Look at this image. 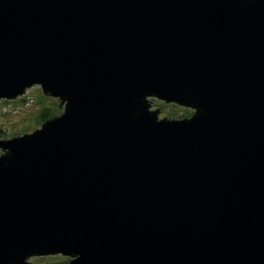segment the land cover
Instances as JSON below:
<instances>
[{
	"label": "water",
	"instance_id": "obj_1",
	"mask_svg": "<svg viewBox=\"0 0 264 264\" xmlns=\"http://www.w3.org/2000/svg\"><path fill=\"white\" fill-rule=\"evenodd\" d=\"M33 82L69 108L0 145V264H264V0H0Z\"/></svg>",
	"mask_w": 264,
	"mask_h": 264
},
{
	"label": "clouds",
	"instance_id": "obj_2",
	"mask_svg": "<svg viewBox=\"0 0 264 264\" xmlns=\"http://www.w3.org/2000/svg\"><path fill=\"white\" fill-rule=\"evenodd\" d=\"M258 0H242V3H257ZM43 86L40 82H33L29 85H25L21 91L17 92L13 96H0V145L7 144L8 141L21 140L16 138H31L33 133L41 132L40 123H34L32 117L34 114L35 100L39 103L40 107H44V99L36 94L41 93ZM43 90H46L43 86ZM49 93L48 101L49 105L53 106V114L57 117L65 116L69 108V101L61 96L54 95L51 89L46 90ZM151 99V98H149ZM154 108L149 109V112L154 111ZM188 118L196 116L197 114H203L202 111H198L194 108L183 109ZM59 120L55 119L54 121ZM157 123L159 119L157 117ZM44 129V128H43ZM13 152L11 149L0 146V162L3 167H7V162L13 159ZM54 259L58 264H67L69 260L76 261L80 259L78 254L72 255H58ZM24 264H36V260L27 256L24 260Z\"/></svg>",
	"mask_w": 264,
	"mask_h": 264
},
{
	"label": "rangeland",
	"instance_id": "obj_3",
	"mask_svg": "<svg viewBox=\"0 0 264 264\" xmlns=\"http://www.w3.org/2000/svg\"><path fill=\"white\" fill-rule=\"evenodd\" d=\"M36 95L40 96L41 98H43L45 103H44V107H40L39 103H37L35 100L33 101V103L35 104V108H34V114H33V117H32V121L34 123H40L41 124L40 119H41L42 111L44 110V108H47V107H50L53 110V106L49 105L48 97H49L50 94L46 95L45 93H43L41 91V93H38ZM152 102H155L154 103V107H153L154 109H159V110L162 111L161 118L169 117L170 113H174L175 114L174 117L179 116V115L181 117L185 116V112L182 111V110L183 109H187V108H182V107L174 106V105H171V104L163 105L161 103V101L158 102V100H152ZM53 118L54 117H52L50 119H53ZM58 255H63V254H56V256H58ZM52 257H54V256L51 255L50 257L45 256V257H32V258H34L36 260V264H42V262L45 261L43 258H47L48 259L47 262H48V264H50L49 262H56L54 259H52ZM69 261H71V260H69Z\"/></svg>",
	"mask_w": 264,
	"mask_h": 264
},
{
	"label": "trees",
	"instance_id": "obj_4",
	"mask_svg": "<svg viewBox=\"0 0 264 264\" xmlns=\"http://www.w3.org/2000/svg\"><path fill=\"white\" fill-rule=\"evenodd\" d=\"M152 100H154V98H151L150 99V101L152 102ZM159 102V101H158ZM161 103L163 104V105H168L166 102H162L161 101ZM176 105V104H175ZM174 105V106H175ZM174 113H170V116L169 117H167V118H171V119H180V118H182V119H184V117L185 118H188V116H187V114L185 113V116L184 117H181L180 115L179 116H176V117H174ZM52 117H55L54 116V114H53V110L50 108V107H47V108H44V110L42 111V114H41V119H40V122H41V124L42 123H44L47 119H50V118H52ZM51 256V255H50ZM50 256H48V257H50ZM52 256H54V257H52V258H55V257H57L56 255H52ZM45 261L44 262H42V264H48V259L47 258H43ZM50 264H58V262H49Z\"/></svg>",
	"mask_w": 264,
	"mask_h": 264
},
{
	"label": "flooded vegetation",
	"instance_id": "obj_5",
	"mask_svg": "<svg viewBox=\"0 0 264 264\" xmlns=\"http://www.w3.org/2000/svg\"><path fill=\"white\" fill-rule=\"evenodd\" d=\"M167 104H169V103H167ZM171 105H175L174 103H170Z\"/></svg>",
	"mask_w": 264,
	"mask_h": 264
},
{
	"label": "bare ground",
	"instance_id": "obj_6",
	"mask_svg": "<svg viewBox=\"0 0 264 264\" xmlns=\"http://www.w3.org/2000/svg\"><path fill=\"white\" fill-rule=\"evenodd\" d=\"M189 108H191V107H189Z\"/></svg>",
	"mask_w": 264,
	"mask_h": 264
}]
</instances>
